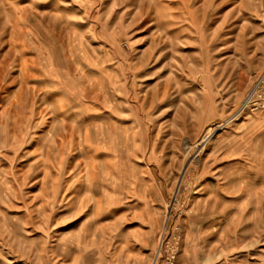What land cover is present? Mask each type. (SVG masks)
<instances>
[{
  "label": "rangeland",
  "instance_id": "rangeland-1",
  "mask_svg": "<svg viewBox=\"0 0 264 264\" xmlns=\"http://www.w3.org/2000/svg\"><path fill=\"white\" fill-rule=\"evenodd\" d=\"M263 72L264 0H0V264H264Z\"/></svg>",
  "mask_w": 264,
  "mask_h": 264
},
{
  "label": "built area",
  "instance_id": "built-area-1",
  "mask_svg": "<svg viewBox=\"0 0 264 264\" xmlns=\"http://www.w3.org/2000/svg\"><path fill=\"white\" fill-rule=\"evenodd\" d=\"M245 106L247 110L252 112L261 111L264 113V72L256 81ZM167 233L168 229L165 228L152 264H176V258L179 252V237L175 235L174 239L168 240Z\"/></svg>",
  "mask_w": 264,
  "mask_h": 264
}]
</instances>
